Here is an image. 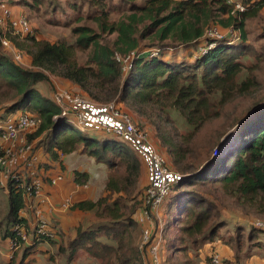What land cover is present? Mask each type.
<instances>
[{
    "label": "trees",
    "instance_id": "16d2710c",
    "mask_svg": "<svg viewBox=\"0 0 264 264\" xmlns=\"http://www.w3.org/2000/svg\"><path fill=\"white\" fill-rule=\"evenodd\" d=\"M14 1L9 3L16 14L20 16L16 7L44 14L49 25L69 29L73 41L49 42L31 23L24 39L10 37L28 64L23 67L0 51V113L38 120L36 136L43 139L31 156L56 161L58 153L76 154L106 174L95 200L76 202L70 209L89 217L75 227L73 237L64 240L61 230L58 242L33 237L6 264H30L28 259L46 242L63 264H76L83 257L95 264H145L137 221L148 187L144 163L119 138L80 132L69 118L60 117L52 78L69 82L74 92L92 102H114L137 128H149L157 151L163 150L170 169L181 175L159 210L163 264H199L202 250L216 241L233 251L236 264L264 258V231L251 223L264 220V45L255 49L245 33L246 22L264 10V0H239L245 10L235 14L221 0ZM212 26L233 28L239 41H205ZM180 47L190 48L187 58L171 53ZM152 49L154 56L141 55ZM131 53L135 56L124 74L115 55ZM173 112L186 131L174 126ZM230 129L235 132L229 136ZM226 135L229 144L214 158V148ZM23 179L28 183V176ZM91 180L90 173L73 171L74 184ZM21 184L9 179L3 188L1 242L14 237L15 225L29 228L19 214L25 208ZM220 258L222 264H231Z\"/></svg>",
    "mask_w": 264,
    "mask_h": 264
},
{
    "label": "built area",
    "instance_id": "2783aa9c",
    "mask_svg": "<svg viewBox=\"0 0 264 264\" xmlns=\"http://www.w3.org/2000/svg\"><path fill=\"white\" fill-rule=\"evenodd\" d=\"M221 1L231 6V14L242 13L245 10L244 5L239 0ZM31 29V24L25 17H14L9 4L4 0H0V49L9 53V57L14 62L24 67L23 56L14 48L10 37L22 40L31 32ZM235 33L236 31L233 28L222 30L212 26L205 31L204 39L205 41L229 40L235 42L239 40ZM205 45H207V48H211L213 44L205 42ZM204 50L205 48H200V52H204ZM145 54L154 56L156 50L144 52L141 55ZM134 56L135 53H131L126 57L115 55V59L121 64L124 74L131 67ZM53 99L60 108V117L69 118L80 132L90 135L106 134L115 136L128 143L142 159L148 187L143 197L144 209L137 215V221L142 225L139 249L143 251L146 248L144 250L145 264H163L160 257L163 224L159 210L172 185L181 180V175L170 169L163 155L157 151L152 143L147 131L137 128L131 116L118 109L114 102L98 104L86 99L77 92L63 88L56 89ZM57 119V116L53 117V120ZM38 128L39 122L32 116L12 115L4 117L0 114V174L2 176L0 184L3 188H6L9 179L21 182L22 184L19 187L24 190L25 208L19 214L23 215L27 210L32 209L34 216H36V222L31 233L21 224L14 226V237L8 239L12 256L22 245H29L33 237L55 238V230L49 228V224L42 217L41 209L34 206L35 200L39 202V205L48 201V198L42 192V179L31 176L32 170L29 172L30 180L25 184L20 174L13 173V169L20 160L26 161L27 168L30 169L33 164L37 163V157L31 156L32 144L26 141L25 138L27 135L36 133ZM221 142L213 150L214 158L223 154V148L230 141ZM59 180H61V177L52 179L51 183L55 184ZM82 187L87 188L86 185ZM71 206L69 199L61 204L62 209H69ZM253 225L255 228L264 231V222L255 220ZM154 234H156V240L151 242ZM208 264H222L220 255L217 252L212 253L208 259Z\"/></svg>",
    "mask_w": 264,
    "mask_h": 264
},
{
    "label": "rangeland",
    "instance_id": "374dc122",
    "mask_svg": "<svg viewBox=\"0 0 264 264\" xmlns=\"http://www.w3.org/2000/svg\"><path fill=\"white\" fill-rule=\"evenodd\" d=\"M4 1L7 4H9V6H10L9 2H12L14 0H4ZM15 1H17V0H15ZM57 1H59L62 4V2H64L65 0H57ZM16 8L19 10L20 16L25 17L35 28H37V33H38L40 38L46 39L49 42H55L56 40L61 39V38H65L68 42L73 41V37H71L69 29L49 25L46 21V18H47V17H45L46 15L30 13L28 10L20 8V7H16ZM227 29H222V30H227ZM245 33H246V37L248 40L247 42L251 43L255 49H259V47L261 45H264V10L261 11L260 14L256 18L250 19L246 22ZM235 36H238V38H240L239 32L236 31ZM113 39H114V37H112V36L106 37V41H108V42H111ZM238 41H235V43H237ZM189 49L190 48L180 47V48L174 49L171 53H175L176 55H179L182 52V54L185 55V58H187L188 57L187 55L190 54ZM153 50H155V49L146 51V53L153 51ZM0 51L9 57V53L3 52L1 49H0ZM167 53L169 54L170 51H168ZM83 58H84L83 55H80V59H83ZM25 63H27V62L25 60H23V64H25ZM27 64H25V65H27ZM52 81H53L52 83L54 85V87H53L54 91L52 94V98H53L57 88L72 90L69 88L62 87L61 86L62 82L59 81V79L52 78ZM40 87L42 90H44V91L46 90L43 85H41ZM261 93H262V95H264V90ZM173 113H174V118H173L174 119V126L179 131H186V126H185V123L182 120V118L177 113H175V112H173ZM3 116H4V114H3ZM4 117H6V116H4ZM144 129L148 132V134L152 138V140H153V141L151 140L152 143H154L155 139L153 138L152 131L147 127H144ZM234 132H235L234 129H230L227 135L230 136ZM227 135L224 136L221 141H226ZM42 139H43V135L36 136V133L27 135L25 138L26 141H28V142H30V144H32V147H33L32 152L33 153H35L36 150L41 147L40 144H41ZM156 146H157V144H156ZM157 148H158V146H157ZM159 151L163 154V157L167 161V165L171 168V165L169 164V159H168L167 155L160 148H159ZM25 167H26L25 163L19 162L15 166V168L13 169V173L14 174H20L21 178L23 179V177H27V173L23 169ZM63 167L65 170H68L69 172H72L73 170H80V171H86V172L90 173L92 180H91V182L88 183L89 189H88V191H86L87 192L86 193L87 194L86 199L95 200L97 198V196L99 195V192L101 190L102 179L106 174V170L104 168L97 166L91 159L86 158V157L77 156L76 154H73L69 157V159L64 160ZM55 168L56 167H53L51 169L56 170ZM40 171H42V169ZM40 171H39V174H41ZM1 178H2V176L0 174V180H1ZM4 189L0 184V220L6 212L5 190ZM68 216H69L70 223H68L67 228H64L65 233L63 232L62 227H60L59 222H56V223L50 222L51 225H49V228L56 231L55 241H57V242L61 239V237L59 236V233H58L61 229H62L61 233L63 234V237L65 238L67 236L64 239V240H66L68 238V236L73 233V226L78 223L79 219L87 220L89 218L88 215H83V214L75 213V212L68 214ZM255 220H260V221L264 222L263 219L256 218V219H252L251 223H253ZM33 226H34V224H30V222H29V228L27 229V231H30V233H31ZM38 249L40 251H38L35 256L28 259V261L31 260L30 264H63V262H62L63 260L60 257H56V255H55L56 249L54 246H51L50 244H47V242H46L44 244H41L38 247ZM19 252L20 251H18V259L16 260V263L19 262V260H20V253ZM51 256H52V258L53 257L55 258V259H53L54 261H52L53 263L49 261V260H51L50 259ZM6 262L7 261L0 259V264H6ZM201 262H202V264L203 263L208 264V259L206 258V261H200L199 260V264H201ZM76 264H95V263H93L92 261L83 257V258L79 259V261Z\"/></svg>",
    "mask_w": 264,
    "mask_h": 264
},
{
    "label": "crops",
    "instance_id": "0c3cea01",
    "mask_svg": "<svg viewBox=\"0 0 264 264\" xmlns=\"http://www.w3.org/2000/svg\"><path fill=\"white\" fill-rule=\"evenodd\" d=\"M11 11L14 17L19 16L18 14H16L17 12L13 8H11ZM59 81L62 82L61 84L62 87L72 89L71 91L74 90L69 82L62 80V79H59ZM70 156L66 157L62 155L61 153H58L57 160L51 161V159L48 158V156L42 157L40 154H37L36 155L37 163L33 164L31 166L32 167L31 169L27 168L28 165L26 161H22V160L19 161V162H23L26 164V167L23 169L27 173L29 180H30L29 172H31L32 170L33 171L31 173V176L42 179V192L45 195V197L48 198V201L45 204L39 205V202L35 200L34 201L35 208L41 209L42 217L47 222V224L51 225L50 222H53V223L59 222L60 227H62L63 229V232H64V228H67L68 223H70L69 216H68V214L72 213L70 209L73 207V205L76 202L86 199L87 197L86 191H88L89 189L88 183L85 184L87 188L82 187L84 185L78 186L73 183L72 181L73 173L72 172L74 170L72 172H69L68 170L62 169L64 168L63 167L64 160L69 159ZM53 167H56L55 168L56 170L51 169ZM41 169L42 171H40ZM39 171L41 174H39ZM58 177H61V180L57 181L55 184H52L51 180L56 179ZM66 199L70 200V203L72 204V206L69 209H62L61 204ZM73 212L80 213L77 211H73ZM20 216L24 218L28 222V224L30 222V224L35 225L36 216H34L32 209L27 210L23 215H20ZM81 220L82 219H79L78 223L73 226V233L69 235L68 238L74 236V229L81 222ZM213 251L217 252L222 258L229 260L231 264H236L234 262L233 251L227 248L220 241H216L214 243L206 245L205 248L201 252L202 255L199 260L206 261V258L209 259ZM0 259L7 261V262L10 259H12V252L9 249L8 240L5 242L0 241ZM244 264H264V258L261 256L253 257L251 260L245 261Z\"/></svg>",
    "mask_w": 264,
    "mask_h": 264
},
{
    "label": "water",
    "instance_id": "95a60500",
    "mask_svg": "<svg viewBox=\"0 0 264 264\" xmlns=\"http://www.w3.org/2000/svg\"><path fill=\"white\" fill-rule=\"evenodd\" d=\"M226 140V139H225ZM222 143V142H221Z\"/></svg>",
    "mask_w": 264,
    "mask_h": 264
}]
</instances>
